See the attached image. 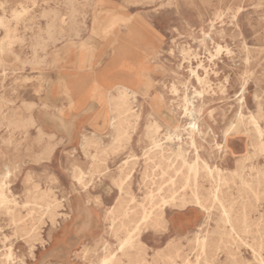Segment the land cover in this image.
<instances>
[{
	"label": "rangeland",
	"instance_id": "1",
	"mask_svg": "<svg viewBox=\"0 0 264 264\" xmlns=\"http://www.w3.org/2000/svg\"><path fill=\"white\" fill-rule=\"evenodd\" d=\"M263 6L264 0H0V18L10 28L0 49V180L10 200L0 205V263L10 252L9 264H102L105 255L119 253L123 235L112 229L111 210L139 205L156 189L144 181L151 124L160 126L164 144L163 134L176 130L168 145L182 146L189 160L197 154L229 173L249 159L246 174L252 165L264 172L250 122L257 118L264 140ZM122 84L138 92L131 102L139 117L129 139L108 149L107 95ZM185 97L193 102L190 119ZM189 121L199 128L195 146L191 129L184 130ZM125 169L130 175L121 190ZM209 188L202 181V190ZM253 188L258 200L242 195L254 230L232 246L233 255L219 252L215 264H253L248 244L264 231L263 175ZM239 192L233 194L240 201ZM41 195L52 202V215L35 206ZM164 212L166 227L141 232L143 264H169L166 256L176 250L181 257L173 264L195 260L194 238L206 212L170 204Z\"/></svg>",
	"mask_w": 264,
	"mask_h": 264
},
{
	"label": "bare ground",
	"instance_id": "2",
	"mask_svg": "<svg viewBox=\"0 0 264 264\" xmlns=\"http://www.w3.org/2000/svg\"><path fill=\"white\" fill-rule=\"evenodd\" d=\"M18 15L19 14L15 12V17H18ZM117 18L120 17L118 16ZM119 23H117V25ZM0 25L5 29V38L0 41V49L3 51L5 46L4 43L9 38L10 28L2 18H0ZM113 25L114 23L109 27H112ZM47 26L48 25H46V27ZM58 38L60 39V37ZM220 50L221 47L218 46L217 51L220 52ZM227 53L228 52H226V54ZM198 67L203 68L207 73V70L202 63L199 64ZM191 73L196 76L200 83L203 82L196 70H191ZM115 92V96L112 93H108L107 95V98L111 103L112 113V117L109 119V126L113 131L112 141L109 144L108 149L118 148L124 140L129 139L128 130L132 127V120L138 119L139 117L134 111L131 102V98H135L138 92L125 84L117 86ZM175 95L177 94L175 93ZM195 95L201 97L202 93L195 92ZM184 102L185 115L189 119L193 118L194 108L192 100L185 97ZM259 110H262L261 107H259ZM13 117H15V115H11V118ZM239 118L242 120L243 115L240 114ZM250 122L253 127L252 131L258 135L256 149L264 152V140L262 139L263 131L259 127L258 120L255 117H251ZM188 125L189 126L184 128V130L191 129L188 132V135L191 145L195 146V134L196 132H199V128L197 127L196 122H190ZM163 135L167 144L162 143L163 139H161L160 126L157 123L148 126L146 138L149 140V148L145 153L146 162L148 164L144 172V181L147 183L148 180H150L153 184H156V189L149 192L144 202L139 205H120L111 210L112 229L119 234H122L123 237L120 238L119 241L118 251L120 255L119 253L111 252L105 255L102 264H124V259L127 260V264L145 263V252L140 241L141 232L143 229L149 227H166L167 222L164 216V206L167 204L179 207L196 205L207 214L204 223L198 229L199 232L195 234V260L192 261L190 258L185 257L182 259V264H215L219 252L226 251L228 255H233L232 246L242 242V235L248 234L254 230L255 223L251 219V206L248 200L242 195V192H251L254 199L258 200L260 192L253 188V182L255 180L258 181L259 178H261V175L264 176V174H262L264 172L252 165L250 172L246 174L245 162L249 159L240 161L237 168L229 173L220 169L218 166L208 165L205 161H202L197 154L195 160H189L182 146H179L177 150H174L168 145V143L173 141L174 136L178 137L176 130L169 129ZM90 145L91 142L85 139L83 145L84 148H88ZM97 147H99V144H97ZM106 149L107 148H103V151H106ZM148 169L152 170V172H149ZM157 171L159 173H156ZM253 172L256 173L254 174ZM129 175L130 172L127 174L126 169L121 171L120 177L117 181L121 190L125 189ZM159 175H161V178L155 180L154 178ZM202 181L209 182L210 188L207 189V191L202 190ZM236 187L239 188L240 191V201L235 198L233 194ZM34 201L35 203L37 202L35 206L38 207L41 215H52V202H50L46 196L41 195L34 199ZM9 202L10 200L6 183L4 180H0V205L6 206ZM214 213H216L217 219L215 220V227L210 230V221L213 220L212 216ZM42 222L44 221L42 220ZM257 233V238L255 237L256 241L253 244L248 245L252 250L253 264H264V231L258 230ZM178 255V250H176L175 253L170 252L166 256L168 263L173 264L175 259L174 256L181 257ZM5 260L6 262H1L0 264L10 263L12 260L11 252L7 255Z\"/></svg>",
	"mask_w": 264,
	"mask_h": 264
}]
</instances>
